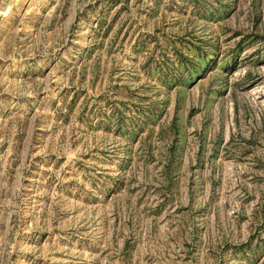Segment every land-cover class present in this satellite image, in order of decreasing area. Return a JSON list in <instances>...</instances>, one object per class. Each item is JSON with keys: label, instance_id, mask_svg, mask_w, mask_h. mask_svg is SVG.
Listing matches in <instances>:
<instances>
[{"label": "rangeland", "instance_id": "obj_1", "mask_svg": "<svg viewBox=\"0 0 264 264\" xmlns=\"http://www.w3.org/2000/svg\"><path fill=\"white\" fill-rule=\"evenodd\" d=\"M0 264H264V0H0Z\"/></svg>", "mask_w": 264, "mask_h": 264}]
</instances>
